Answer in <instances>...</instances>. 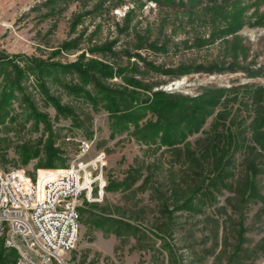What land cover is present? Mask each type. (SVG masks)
Instances as JSON below:
<instances>
[{
	"label": "rangeland",
	"instance_id": "obj_1",
	"mask_svg": "<svg viewBox=\"0 0 264 264\" xmlns=\"http://www.w3.org/2000/svg\"><path fill=\"white\" fill-rule=\"evenodd\" d=\"M261 111L264 0H0V169L91 162L64 264H264Z\"/></svg>",
	"mask_w": 264,
	"mask_h": 264
},
{
	"label": "built area",
	"instance_id": "obj_2",
	"mask_svg": "<svg viewBox=\"0 0 264 264\" xmlns=\"http://www.w3.org/2000/svg\"><path fill=\"white\" fill-rule=\"evenodd\" d=\"M89 146L82 140L80 154ZM90 163L76 159L35 177L22 167L0 169V240L15 264H64L77 241L82 194L92 188Z\"/></svg>",
	"mask_w": 264,
	"mask_h": 264
},
{
	"label": "trees",
	"instance_id": "obj_3",
	"mask_svg": "<svg viewBox=\"0 0 264 264\" xmlns=\"http://www.w3.org/2000/svg\"><path fill=\"white\" fill-rule=\"evenodd\" d=\"M157 1L159 2V1H162V0H157ZM240 24H241V21L240 22H237L235 28L239 27ZM85 66L83 67L84 69H82V66H79V68H78L77 71H79L81 73H84L83 71H86ZM103 67L106 68V66H103ZM220 91H223V89H215L214 91H212V94L209 96V98L210 99H216L217 100V95L219 94ZM213 103H215V102H213ZM121 105H122L121 103L120 104H116L115 101H112V107L111 108L114 109V110H121ZM200 105H201V103H200ZM191 109H192V111L190 113H188V114H191L192 116H186V117H188L192 121H195V120H198V119H204L205 114H206V111H204L203 109H201V107H199L197 103L195 104V106H191ZM166 111H168V109ZM166 111L160 110L159 111V114L161 115V114L165 113ZM130 112H131L130 110H127L125 112H122L121 115H119L117 117H120L123 114H130ZM256 115H257V118L259 119V121H258L259 123L256 126L257 128H255L256 130H255V136H254V138L260 144V146L262 148H264V131L263 130H260V127H263L264 126V111L257 112ZM159 122H160V120L158 119V121L156 123H151L149 125H146L144 128L138 129V131L151 129V131L153 132L154 129H157V127L160 126V123ZM198 125H199V123H198ZM195 126H197V125H195L193 123L189 127H195ZM139 135H142V137L144 135L145 140H146V134L142 133V134H139ZM151 136L153 137L152 134L149 137H151ZM251 169H255L254 166H251ZM253 175L255 176L256 174H255V172H253V170H251V176H250L251 179H249V183H247V189L250 191V195L251 196H253V197H257L258 196V197L264 199V196L260 192H258V190H257L258 189L257 188V183H256V180L253 177ZM110 186H111V184L110 185L108 184L106 186V189L107 188L109 189ZM94 205H98V203H94ZM79 210L81 211V208H79ZM93 219H94V223H95L96 226H101L102 227V225L106 221L105 211L103 209H100V212H98ZM11 253H12V258H13L12 259V264H15V256H16V254H15V252L13 250H12ZM6 260H7V256H5L4 250L1 248L0 249V264H6Z\"/></svg>",
	"mask_w": 264,
	"mask_h": 264
}]
</instances>
